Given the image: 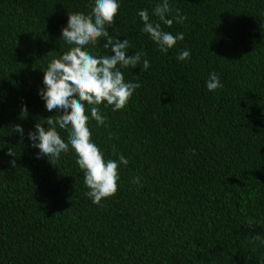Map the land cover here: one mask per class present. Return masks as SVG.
Returning <instances> with one entry per match:
<instances>
[{
  "label": "trees",
  "instance_id": "1",
  "mask_svg": "<svg viewBox=\"0 0 264 264\" xmlns=\"http://www.w3.org/2000/svg\"><path fill=\"white\" fill-rule=\"evenodd\" d=\"M158 2L120 0L108 29L150 67L122 70L140 87L125 108H102L107 128L89 122L106 158L115 151L128 159L116 193L97 206L84 196L71 150L52 166L34 159L36 150L14 132L45 124L41 71L67 50L59 39L66 14H87L90 0H0V264L264 258V245L252 240L264 236V0H169L170 18L179 9L184 21L161 28L184 38L167 53L141 34L136 15L147 9L156 20ZM182 49L190 58L177 62ZM210 72L223 84L215 92L205 88Z\"/></svg>",
  "mask_w": 264,
  "mask_h": 264
},
{
  "label": "clouds",
  "instance_id": "2",
  "mask_svg": "<svg viewBox=\"0 0 264 264\" xmlns=\"http://www.w3.org/2000/svg\"><path fill=\"white\" fill-rule=\"evenodd\" d=\"M119 7L120 0H90L87 14L79 11L66 14L59 39L67 50L46 64L37 87L43 109L50 115L43 119L45 124L35 123L26 132L19 125L14 127L15 133L26 137L27 146L36 150L33 158L38 161L45 159L53 166L71 150L87 189L84 196L97 206H102V200L116 193L119 168L127 166L128 159L115 151V159L106 158L91 139L89 122L95 121L96 127L107 128V117L102 114V108H110L112 112L125 108L134 91L140 87L138 82H126L122 70L139 67L140 71H147L150 67L149 61L142 58V51H133L129 55L128 40L118 39L109 33ZM171 11L169 0H159L151 13L156 20H150L147 9L136 13L142 25L141 34H146L162 53H167L184 38L182 32L173 35L161 28L162 24L171 27L173 19L177 24L184 21L179 9H176L174 18H170ZM101 41L102 55L95 52ZM189 58L190 53L186 49L176 56L177 62H186ZM204 84L208 92L223 87L215 72L208 74ZM21 111L26 114V106L22 105ZM58 130L67 134L66 142ZM5 155L13 157L7 164L15 168L12 152L8 150ZM130 183L140 184V178L133 177ZM252 240L264 245V236L255 235ZM260 264H264V258Z\"/></svg>",
  "mask_w": 264,
  "mask_h": 264
}]
</instances>
